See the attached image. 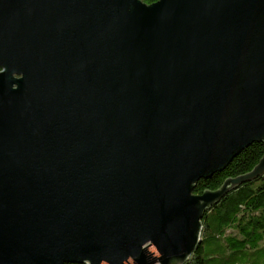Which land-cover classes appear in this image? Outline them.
Here are the masks:
<instances>
[{"label":"water","instance_id":"1","mask_svg":"<svg viewBox=\"0 0 264 264\" xmlns=\"http://www.w3.org/2000/svg\"><path fill=\"white\" fill-rule=\"evenodd\" d=\"M264 144V0H0V264H184Z\"/></svg>","mask_w":264,"mask_h":264},{"label":"trees","instance_id":"2","mask_svg":"<svg viewBox=\"0 0 264 264\" xmlns=\"http://www.w3.org/2000/svg\"><path fill=\"white\" fill-rule=\"evenodd\" d=\"M139 1L149 5L156 0ZM263 152V143L251 144L223 171L199 180L193 194L215 190L224 179L248 172ZM261 251L264 253V176L241 184L203 214L199 243L184 264H234L246 253L258 261Z\"/></svg>","mask_w":264,"mask_h":264},{"label":"rangeland","instance_id":"3","mask_svg":"<svg viewBox=\"0 0 264 264\" xmlns=\"http://www.w3.org/2000/svg\"><path fill=\"white\" fill-rule=\"evenodd\" d=\"M257 259L258 261H255L253 257L246 253L238 258L234 264H264V253L262 251L258 254Z\"/></svg>","mask_w":264,"mask_h":264}]
</instances>
